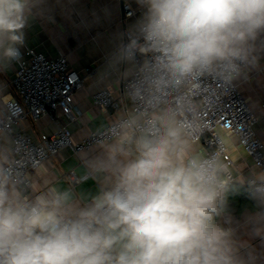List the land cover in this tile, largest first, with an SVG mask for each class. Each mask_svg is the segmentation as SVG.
Masks as SVG:
<instances>
[{"label":"clouds","instance_id":"1","mask_svg":"<svg viewBox=\"0 0 264 264\" xmlns=\"http://www.w3.org/2000/svg\"><path fill=\"white\" fill-rule=\"evenodd\" d=\"M138 3L145 11L105 73L128 82L131 106L81 154L95 195L59 187L39 162L35 178L24 172L29 150L0 127V264H257L239 229L264 241V171L252 168V204L238 219L225 193L234 175L244 181L243 165L225 158L210 116L260 68L264 0ZM53 12L49 0H0V72L21 60L32 22ZM208 130L212 150L200 144Z\"/></svg>","mask_w":264,"mask_h":264},{"label":"crops","instance_id":"2","mask_svg":"<svg viewBox=\"0 0 264 264\" xmlns=\"http://www.w3.org/2000/svg\"><path fill=\"white\" fill-rule=\"evenodd\" d=\"M124 1L135 9V15L126 17L120 0H61L59 6H56L55 0H49L54 6L52 18L36 19L26 29L25 44L21 50L34 48L52 57L66 55L71 66L84 78V85L75 96V107L80 109L81 116L68 121L66 115H61L62 120L68 121L75 141L82 140L91 132L106 126L117 114L113 110L100 108L93 103L92 95L95 91L110 88L125 103L124 106H131V102L122 90L125 80L118 81L115 75L105 74L110 56L120 43V35L124 34L145 11L138 0ZM18 67V62H13L7 71L0 72V107L14 95L12 81ZM89 67L94 71L88 72ZM238 84L250 107L259 117L255 128L264 142V55L260 59V68L253 70L248 80ZM18 127H23L24 131L37 141L41 132L52 133L57 125L49 115H45L37 121L29 118L21 122ZM223 136L229 156L237 165H243L241 175L244 181L241 182L235 177V181L229 184L225 193L228 207L239 219L245 206L252 204L254 188L248 183V178L252 168L257 165L242 147L236 135L235 144L228 142V133H223ZM200 144L204 149H208L204 140L200 141ZM86 150L75 153L69 147L62 148L42 165L55 176L59 187L67 188L71 184L77 192L85 196L95 195L99 185L86 175L87 169L81 157ZM256 170L262 171L260 167ZM72 171L78 177L85 179L77 184L72 183L69 179V173ZM30 176L35 178L36 170L31 171ZM246 231L239 229V234L243 239L249 240L257 256V264H264V241L259 237L247 236Z\"/></svg>","mask_w":264,"mask_h":264},{"label":"built area","instance_id":"3","mask_svg":"<svg viewBox=\"0 0 264 264\" xmlns=\"http://www.w3.org/2000/svg\"><path fill=\"white\" fill-rule=\"evenodd\" d=\"M124 13L126 17H131L135 15V9L126 3ZM124 42H127L126 36ZM20 51L22 58L18 62L19 67L12 81L14 95L0 107V127L10 128L12 139L19 141L29 150L23 154L25 157L23 171L30 175V172L35 170L32 164L37 162L42 164L65 147L71 148L75 153L89 149L99 136L96 135L97 129L84 139L75 141L68 126V121L82 114L80 109L75 107V96L84 85L83 76L71 66L68 57L48 56L34 48H26L24 51L20 49ZM137 59L139 61L143 58L138 56ZM87 71L93 72L94 69L89 67ZM127 83L124 81L122 88L125 94ZM92 100L96 106L113 110L115 113L125 107V103L110 88L95 91ZM45 115H49L57 127L52 133L41 132L37 141L24 131L23 127H18L21 122L29 118L37 121ZM61 115H66L68 121L62 120ZM210 120L212 123L217 121L221 123L215 126V130L222 136L223 133H229L231 127L242 147L264 171V142L255 128L259 117L250 107L238 83L227 95L220 97ZM202 140L205 141L208 150L215 147L214 134L211 130L204 132L200 137V141ZM225 158L232 160L228 154V147ZM69 179L77 184L85 177H78L72 171L69 173ZM234 181L235 175L231 182Z\"/></svg>","mask_w":264,"mask_h":264},{"label":"water","instance_id":"4","mask_svg":"<svg viewBox=\"0 0 264 264\" xmlns=\"http://www.w3.org/2000/svg\"><path fill=\"white\" fill-rule=\"evenodd\" d=\"M120 4H121V7L123 8L124 4H125V1L124 0H120Z\"/></svg>","mask_w":264,"mask_h":264}]
</instances>
